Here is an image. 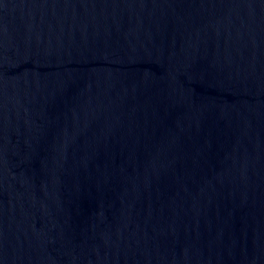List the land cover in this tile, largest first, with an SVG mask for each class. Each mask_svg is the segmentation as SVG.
Masks as SVG:
<instances>
[{
    "label": "water",
    "instance_id": "obj_1",
    "mask_svg": "<svg viewBox=\"0 0 264 264\" xmlns=\"http://www.w3.org/2000/svg\"><path fill=\"white\" fill-rule=\"evenodd\" d=\"M0 264H264V0H0Z\"/></svg>",
    "mask_w": 264,
    "mask_h": 264
}]
</instances>
